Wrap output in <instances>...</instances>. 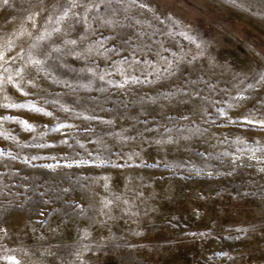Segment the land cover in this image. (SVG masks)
<instances>
[{
  "label": "rangeland",
  "instance_id": "obj_1",
  "mask_svg": "<svg viewBox=\"0 0 264 264\" xmlns=\"http://www.w3.org/2000/svg\"><path fill=\"white\" fill-rule=\"evenodd\" d=\"M0 264H264V0H0Z\"/></svg>",
  "mask_w": 264,
  "mask_h": 264
},
{
  "label": "snow or ice",
  "instance_id": "obj_2",
  "mask_svg": "<svg viewBox=\"0 0 264 264\" xmlns=\"http://www.w3.org/2000/svg\"><path fill=\"white\" fill-rule=\"evenodd\" d=\"M4 3H7V0H3Z\"/></svg>",
  "mask_w": 264,
  "mask_h": 264
}]
</instances>
